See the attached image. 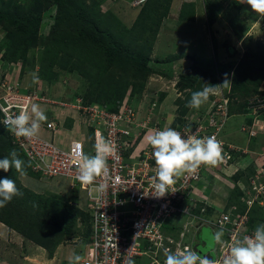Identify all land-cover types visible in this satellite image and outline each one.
Masks as SVG:
<instances>
[{
  "label": "rangeland",
  "instance_id": "1",
  "mask_svg": "<svg viewBox=\"0 0 264 264\" xmlns=\"http://www.w3.org/2000/svg\"><path fill=\"white\" fill-rule=\"evenodd\" d=\"M62 1L74 10L88 11L100 23L102 20L103 25L112 24L114 33L122 35L121 42L149 53L154 73L140 80L128 70L113 67L99 77L96 76L98 67L65 52L60 53L51 68L46 61L44 42L51 32L57 0H51L50 5L46 0H0V12L5 16L22 8L27 14L40 17L35 45L28 49L26 59L17 61L11 59L9 33L0 19V84L6 81L4 87H0V97L4 95V88L14 85L20 92L36 91L58 101L71 102L83 97L86 101L109 107L122 102V105L126 103L135 109L137 123L152 127L160 123L161 126L181 122L195 124L197 119L204 117L212 101L226 96L230 99L231 116L219 135L246 151L235 163L217 168L215 172L208 170L191 192L189 207L192 214L203 216L206 223L221 213L232 221L235 211H244L239 197L252 177L254 165L264 163V82L259 93L253 85H249L251 90L239 88L236 93H231L229 86L220 94L210 96L199 109L187 106L189 89L178 90L176 82L181 73L192 75L199 72V69L192 70L193 61L207 68L212 78L217 79L216 84L225 79V75L220 77L221 74L227 73L231 80L232 68L243 51L251 49L264 55V18L254 13L249 5L238 4L236 0ZM208 5L216 15L212 25L206 15ZM165 10L166 16H162ZM34 76L38 77V82H34ZM204 87L208 86L204 85L202 89ZM34 104L39 105L50 120L55 116L64 120L68 114H74L59 104ZM43 124L41 122V126ZM78 125L83 127L85 135L86 127L80 121ZM149 130L141 132L135 139V150L129 151L128 158L133 159L148 145L147 138L152 135ZM39 134L47 135L44 132ZM77 136V127L66 130L64 125L57 128L54 135L64 147ZM10 149L25 162L24 175L15 169L9 171L13 173L20 192L29 197L24 201L31 218L24 224L22 233L0 221V264H69L76 255L82 258L84 243L88 241L87 218L80 209L84 207V192L78 187H70L64 178L35 175L24 156L13 147L5 149L6 156H9ZM55 196L64 198L74 210L75 223L68 232H63L49 219L47 223L36 220L37 217L47 219V215H39L34 208L39 197L54 200ZM249 214L254 216V226L264 223V207L254 212L250 210ZM177 224V238L184 232L179 239L192 248L195 243L200 254L209 253L213 258L208 251L215 246L218 254L226 242L222 238L221 242L216 241V234L221 232L219 228L207 224L199 226V220L190 215L183 216Z\"/></svg>",
  "mask_w": 264,
  "mask_h": 264
},
{
  "label": "built area",
  "instance_id": "2",
  "mask_svg": "<svg viewBox=\"0 0 264 264\" xmlns=\"http://www.w3.org/2000/svg\"><path fill=\"white\" fill-rule=\"evenodd\" d=\"M5 83L1 82L0 87H4ZM2 94L0 125L4 128L5 111L8 115H17L25 108L30 112L35 102L58 103L74 111L66 117H78V123L80 121L86 127L84 140L72 139L66 147L54 137L57 128L65 124L64 120H47L42 125L47 135L38 134L32 139L17 138L6 128L33 173L46 178H64L70 187H78L84 192L82 209L87 218L88 241L84 243L80 264H129L130 260L134 264H164L166 250L196 251L179 239L183 236L182 232L178 238L176 236L175 227L185 215L197 218L199 226L214 225L224 232L222 239L226 242L219 249L222 254L215 252V246L208 251L213 258L209 253L201 254L212 259L214 264H223L235 242L253 234L254 230L246 224V212L254 203L264 205V167L260 168L255 179L250 180V188L243 190L241 199L247 206L244 212L235 211L232 221L228 215L221 213L206 223V219L192 214L189 196L203 173L207 169L214 171L216 166H201L193 173H184L174 185L176 192L157 198L152 194L156 166L151 146L146 145L133 159L127 157L129 151L135 150L133 142L141 132L150 129L154 134L172 127L185 137L214 136L223 148V160L218 165L234 160L238 151L219 135L229 116V99L226 96L212 101L204 117L197 119L195 124L161 126L160 123L147 127L145 123L136 122L135 109L126 103L113 112L97 103L83 104L81 98L71 102L55 101L36 91L20 92L14 85L4 88ZM97 134L110 141L115 151L107 159V173L97 177L91 185H85L76 179L78 168L74 153L79 144L85 154L95 155ZM227 223L230 225L226 226Z\"/></svg>",
  "mask_w": 264,
  "mask_h": 264
},
{
  "label": "trees",
  "instance_id": "3",
  "mask_svg": "<svg viewBox=\"0 0 264 264\" xmlns=\"http://www.w3.org/2000/svg\"><path fill=\"white\" fill-rule=\"evenodd\" d=\"M46 1L47 5H50L51 0ZM166 11L167 10L161 13V15L166 16ZM206 15L208 23L212 25L216 19L215 11L212 6L208 5ZM0 19L4 21L1 25L9 33L10 39L8 46L10 48L12 61L26 59L28 49L36 43V25L40 22V17L33 14L29 15L24 9L18 8L14 13H9L7 16H5L3 12H0ZM121 39L122 35L120 33H114L112 24L103 25L102 20L100 23L92 17L88 11L74 10L68 3L57 0L51 32L47 34L44 42L46 61L52 68L56 64L60 53L65 52L70 56H77L78 60L81 62L98 67L96 76L99 75V77L113 67H117V69L122 71L128 70L133 77L137 79L140 78V80L145 79L150 73H154V69L150 65L149 53L130 48L121 42ZM230 52L233 53V50ZM191 68L192 70L194 68L199 69V72L192 75L185 72L181 73L176 82L178 90L189 89L186 97L187 102L190 100L191 94L194 91L201 90L204 85L211 86V84H216L217 81V79H213L208 73L207 68L199 66L196 61L192 62ZM220 77L224 78V74H221ZM231 82V93H236L239 88H249V85H253L259 93V87L264 82V55L251 49L243 51L232 68ZM249 89H247L246 92H249ZM81 99L83 104L97 103L86 101L83 97ZM100 105L110 111L116 112L119 110L122 102L116 103L113 107L103 104ZM229 111L231 113L230 99ZM53 118L55 121H59V119L56 120L55 117ZM67 118L65 125L71 127L72 120L69 117ZM180 125H183L182 122ZM6 138L8 140H6ZM16 146L17 145H15L10 138L8 130L0 125V159L6 157V148L13 147L20 152ZM10 151L12 150L10 149ZM27 165L29 167L28 163ZM217 168H219V165L216 169ZM5 177L12 180L15 179L12 172L0 170V179ZM239 194L241 195L240 191ZM32 196H34V194ZM55 197H53L54 200H44L42 197H39L34 208H36L39 215H47V219L43 220L41 217H37L36 220L47 223L49 219V221L51 220L55 225L57 224L63 232H68L75 223L74 210L69 203L64 201V198L58 197V199H55ZM28 198V196L22 194L21 196L14 197L5 207L0 208V221L9 228L22 233L24 224L29 222L31 218V213H28V208H26L24 201H27ZM239 198L241 200V196ZM241 203L239 204H241L244 209L245 206L243 202ZM262 208V206L254 203L250 210L254 212L260 209L262 210ZM51 210H53V213ZM249 212L247 226L249 229L254 230L256 228L253 222L254 216L250 215ZM51 215L52 217L50 218ZM201 217L203 218V216ZM175 229L177 230V227H175ZM193 247H196L195 243Z\"/></svg>",
  "mask_w": 264,
  "mask_h": 264
},
{
  "label": "clouds",
  "instance_id": "4",
  "mask_svg": "<svg viewBox=\"0 0 264 264\" xmlns=\"http://www.w3.org/2000/svg\"><path fill=\"white\" fill-rule=\"evenodd\" d=\"M134 1L139 2V0ZM236 3L249 5L254 13L261 18H264V0H236ZM224 75L225 79L221 83L211 84V86L204 87L202 90L194 91L191 94L187 106L199 109L202 105L208 102L210 96L218 95L223 89L228 88L232 82L227 78V73ZM34 82H38V77L34 76ZM230 116L231 113L229 111L228 118H230ZM56 117L57 116H55V118ZM66 118L64 119V122L68 119ZM70 119L72 120V125L69 127L64 124L66 130L67 128L71 129L74 123H78L76 120L79 118L77 117V119L74 120L72 118ZM47 120L49 119H47L45 112L41 110L39 105L33 103L30 107V112L25 108L20 110L17 115H8L7 111H5L3 123L17 138L23 137L25 139H32L38 136L39 132L41 133L44 131L41 122H46ZM147 139L148 144L153 150L152 154L156 166L155 176L153 178L154 191L152 194L157 198H163L168 193L176 192L177 190L174 185L176 184L177 179L184 173H193L201 166L217 167L223 160L222 145L214 136L198 138L196 135H192L185 137L180 131H177L172 127H167L156 131L154 134L148 136ZM229 144L234 146L238 151L236 153V158L226 164H220L219 168L227 167V164L230 165L235 163L240 158L241 154L246 151L236 147L232 143ZM114 151L115 149L111 142L105 140L100 134H97L95 155L85 154L82 151V146L77 144L74 153L78 168L76 179L85 185H91L94 183L97 177L107 173V159L114 153ZM261 167H264V163L257 164L256 166L254 165L250 180L255 179V177L259 175ZM10 168L15 169L16 172L21 175L25 174V162L19 158L15 150L11 151L9 156L0 159V170L8 172ZM208 170L210 169H207L203 173V176L205 173L209 172ZM215 171L216 168L213 172ZM250 180L245 188L249 187ZM244 186L245 185H243V187ZM21 195L22 193L14 180L7 177L0 179V208L5 207L14 197ZM243 204L245 206V211L247 206L244 202ZM251 207L252 206H250V208ZM262 207H264V205ZM250 208L247 209V215ZM80 209L82 208L80 207ZM184 231L186 232L187 228L184 227ZM182 233L184 236V232ZM222 236V231L217 233L215 237L216 241L221 242ZM193 248H195L196 251L191 249H185L179 252L166 250L164 264H214V261L209 259L208 256L201 255L197 247ZM80 260L81 257L76 255L70 259L69 264H78ZM129 264H134V262L130 260ZM223 264H264V223L257 225L251 236H245L242 240H237L231 247L230 255L224 259Z\"/></svg>",
  "mask_w": 264,
  "mask_h": 264
},
{
  "label": "crops",
  "instance_id": "5",
  "mask_svg": "<svg viewBox=\"0 0 264 264\" xmlns=\"http://www.w3.org/2000/svg\"><path fill=\"white\" fill-rule=\"evenodd\" d=\"M78 121V119L76 120V122ZM79 124V123H78ZM77 123L73 124V127L71 129H75L77 127L78 130V136H77V140H84L85 135H84V130L83 127L81 125H78ZM83 125V124H82ZM45 133V131H43ZM83 132V133H81ZM81 133V134H80ZM56 141L59 143L58 139H56ZM13 231V230H12Z\"/></svg>",
  "mask_w": 264,
  "mask_h": 264
},
{
  "label": "bare ground",
  "instance_id": "6",
  "mask_svg": "<svg viewBox=\"0 0 264 264\" xmlns=\"http://www.w3.org/2000/svg\"><path fill=\"white\" fill-rule=\"evenodd\" d=\"M16 145V144H15Z\"/></svg>",
  "mask_w": 264,
  "mask_h": 264
}]
</instances>
